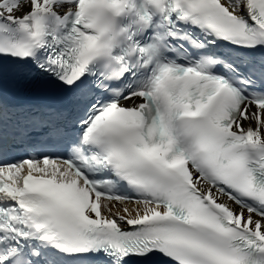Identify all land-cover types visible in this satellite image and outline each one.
I'll return each mask as SVG.
<instances>
[{
	"label": "snow or ice",
	"instance_id": "obj_1",
	"mask_svg": "<svg viewBox=\"0 0 264 264\" xmlns=\"http://www.w3.org/2000/svg\"><path fill=\"white\" fill-rule=\"evenodd\" d=\"M0 264H264V0H0Z\"/></svg>",
	"mask_w": 264,
	"mask_h": 264
}]
</instances>
